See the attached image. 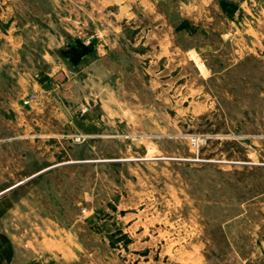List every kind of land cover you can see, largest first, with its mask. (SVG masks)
Here are the masks:
<instances>
[{
  "label": "rangeland",
  "instance_id": "374dc122",
  "mask_svg": "<svg viewBox=\"0 0 264 264\" xmlns=\"http://www.w3.org/2000/svg\"><path fill=\"white\" fill-rule=\"evenodd\" d=\"M77 40L110 52L53 92L72 122L21 190L77 238L49 260L264 264V0H0V81L29 103Z\"/></svg>",
  "mask_w": 264,
  "mask_h": 264
},
{
  "label": "crops",
  "instance_id": "0c3cea01",
  "mask_svg": "<svg viewBox=\"0 0 264 264\" xmlns=\"http://www.w3.org/2000/svg\"><path fill=\"white\" fill-rule=\"evenodd\" d=\"M160 16L154 28L164 25ZM57 45L63 56L46 51L43 58L49 69L36 70L27 81V91L34 95L29 103H23L20 89L0 81V264H53V256L78 255L76 236L52 215L39 214L34 194L21 190L32 189L36 179L52 169V150L38 149L37 142L64 136L54 131V118L63 126L72 122L68 108L53 102V92L76 84L86 58L95 52L103 58L110 51L78 40ZM118 45L116 41L110 49ZM5 74L9 72L0 71V77ZM17 82L21 83L19 77ZM37 158L45 161L38 166Z\"/></svg>",
  "mask_w": 264,
  "mask_h": 264
}]
</instances>
